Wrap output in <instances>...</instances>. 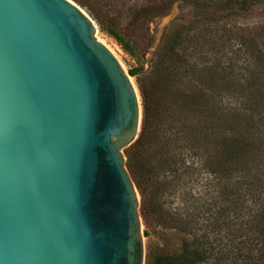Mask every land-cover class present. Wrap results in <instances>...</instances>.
<instances>
[{"label": "water", "instance_id": "95a60500", "mask_svg": "<svg viewBox=\"0 0 264 264\" xmlns=\"http://www.w3.org/2000/svg\"><path fill=\"white\" fill-rule=\"evenodd\" d=\"M142 113L75 1L0 0V264H145Z\"/></svg>", "mask_w": 264, "mask_h": 264}, {"label": "trees", "instance_id": "16d2710c", "mask_svg": "<svg viewBox=\"0 0 264 264\" xmlns=\"http://www.w3.org/2000/svg\"><path fill=\"white\" fill-rule=\"evenodd\" d=\"M74 1L85 5L100 28L138 63L129 72L136 77L142 100L141 130L135 142L124 149V154L127 156L126 166L141 197L143 192L136 176L141 171V164L136 159L134 164L131 163L130 147L134 152L144 151L145 168L148 170L150 166L152 177H158L160 172L174 173L175 177L165 182L167 189L173 183L181 182L185 192L182 200L185 196L190 199L189 204L187 198L182 201L184 205L175 211L163 209V203L158 208L160 223L174 228L180 234V242L174 250L175 244L168 241L159 249H149L145 254V264H209L210 261L217 264L223 261L264 264V204L259 205L256 220L249 223L251 231H257L253 240L248 241L250 245H242L239 252H233L238 255L232 254L226 259L222 246L224 243L226 246L236 245L235 241L241 234L236 231V223L243 214L246 198L264 199V115L257 117L248 112L256 107L264 109V94L249 92L250 89L240 98L241 104L228 100L229 97L233 99V89L239 84L230 80L234 70L220 55L211 62L207 59V64L191 61L187 53L189 48L181 43L182 32L175 34L160 49L162 58L155 61L153 74L155 77L159 75L163 85L158 88L156 83L151 91L143 78L148 77L141 76L142 51L147 36L142 37L133 29L136 23L145 24L152 17L164 14L172 2L142 0L131 18L124 20L108 1ZM190 1L204 9L195 13L191 22L198 24L197 27L209 24L210 28L215 20L205 9L212 11L211 7H215L227 14L236 8L248 10L258 3H249V0ZM215 44L211 46L215 47ZM261 52L262 49L258 53ZM252 69L255 76L251 77L253 80L257 78L254 85L257 86L264 80V58ZM253 84L254 81L251 86ZM229 85L233 86V91H227ZM144 145L148 149L146 146L137 148ZM202 170L210 183L209 189L204 195H193L187 184ZM157 183L160 186V181ZM165 184L161 182L162 187ZM249 185L251 189L246 192ZM146 201L148 199L143 197L140 208L144 220L145 206L149 205ZM243 247L248 250H242Z\"/></svg>", "mask_w": 264, "mask_h": 264}, {"label": "rangeland", "instance_id": "374dc122", "mask_svg": "<svg viewBox=\"0 0 264 264\" xmlns=\"http://www.w3.org/2000/svg\"><path fill=\"white\" fill-rule=\"evenodd\" d=\"M74 1V0H73ZM95 1V0H91ZM112 3L121 15L124 20H129L132 16L134 9L137 7L142 0H103ZM172 3L169 9L162 15H157L148 20L145 24L136 23L135 28L133 29L136 33H140L142 37L147 36V43L143 47V57H142V71L141 76H147L144 78V82L151 88V91L154 89V85H158V88L162 86V81L159 79V75L154 76L153 70L156 67L155 61L161 59V48L165 42L169 41L175 34L182 32L183 37L181 40L182 45L185 48H189L187 53L190 54V60L196 61L200 64H207V59L209 62L215 60L214 58L220 55L223 56V59L226 61V65H229L234 70V76L230 78L235 80L236 85L235 89L232 85L227 86V91H233L234 97L228 98L233 103L241 104L240 98L244 96L245 92H261V95L264 94V80L257 86H254L257 78L254 73V64H259L260 61H263L264 58V0H249V3L258 2L253 4L252 8L245 9H233L230 10L227 14H224L221 10L211 7L209 11L210 15L213 16L215 20L212 23L213 27L210 28V25L199 24L191 22L192 17L195 13L199 11H204L201 6L193 3L190 0H170ZM200 2L203 0H199ZM89 2V1H88ZM77 3V2H76ZM78 4V3H77ZM81 6L88 14L90 10L84 5L78 4ZM235 6V5H234ZM90 15V14H89ZM97 25V30L100 32V41L103 42L117 57L124 69L130 74V69L134 66H137L138 63L134 58H132L128 53H126L121 46L109 36L105 31H103L97 21L91 16ZM211 25V26H212ZM200 35L202 38H198L194 35ZM261 35V36H259ZM255 36V37H254ZM254 37V38H253ZM205 40H208L205 41ZM204 41V42H203ZM210 41V42H209ZM215 44V47L211 46ZM204 46V47H203ZM202 47V50H201ZM213 47V48H212ZM192 48H195L192 52ZM262 49L261 53H258ZM226 57V58H225ZM212 58V59H209ZM205 59V60H204ZM204 62L202 63V61ZM258 70V69H257ZM238 76V78H237ZM131 80L137 89L139 94V102L142 107V100L139 93L136 77L131 75ZM252 81L254 84L251 86ZM256 94V93H254ZM239 101V102H238ZM245 103V101H244ZM252 105V104H251ZM253 116L260 117L264 115V109L256 107L254 111H248ZM144 146H138V149H141ZM147 147V146H146ZM136 148V149H137ZM148 149V147H147ZM143 150H138L133 152L130 155V161L134 164V160L141 164V171L136 174L138 181H140V188L143 192V197L148 199L146 204L149 203L146 208L145 222L148 236L149 249H159L165 245V242L168 241L173 243V250L178 248L180 237L174 228H169L166 225H163L159 221V207L163 203V209H169L170 211L178 210L184 205L182 203L183 198V189L182 184L173 183L170 188L167 189L168 185L165 184L166 181L172 180L175 176L174 173L160 172L158 177H152V171H150V166L148 170L145 168L147 163L145 156L143 155ZM159 158V154L156 155ZM136 157V158H135ZM264 157V156H263ZM189 159V158H188ZM190 160V159H189ZM206 175L202 172L197 176L196 179L192 180L189 185V192L193 195H204L206 189H209V181L204 178ZM160 181V186L157 181ZM161 182L165 184L162 187ZM245 185V184H244ZM246 189L248 192L251 188ZM158 189H160L158 191ZM166 189V190H165ZM245 192V196L248 197L249 194ZM141 196V193H140ZM141 197V199L143 198ZM187 197L185 196L184 201ZM159 201L158 205L156 204ZM183 201V202H184ZM190 199L187 198V204H189ZM191 204V203H190ZM264 204L263 200H255L251 196L245 201V206L243 207V214L241 215L239 222L236 223V231L240 237L235 241L236 245L233 246L225 243L222 245L225 251V259L232 256L233 252H239L242 245H250L248 241L253 240L255 233L257 231H251L249 223L255 221V216H258L260 212L259 205ZM235 227V226H234ZM235 228H233L234 230ZM229 233V232H228ZM237 234V235H238ZM225 235V234H224ZM253 236V237H252ZM168 239V240H167ZM226 240V238H225ZM242 250L247 251L243 247ZM255 253L256 250H253ZM233 255H238L235 253ZM227 261V260H226ZM209 264H217L212 261ZM220 264H245L244 262L231 263L230 261Z\"/></svg>", "mask_w": 264, "mask_h": 264}]
</instances>
